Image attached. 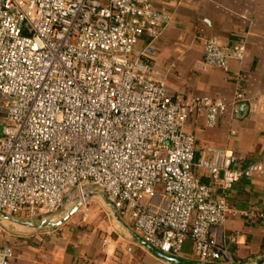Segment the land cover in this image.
<instances>
[{
  "label": "built area",
  "instance_id": "obj_1",
  "mask_svg": "<svg viewBox=\"0 0 264 264\" xmlns=\"http://www.w3.org/2000/svg\"><path fill=\"white\" fill-rule=\"evenodd\" d=\"M172 20L150 0H0V212L57 221L98 190L159 250L178 256L190 239L201 260L234 264L212 228L252 213L215 197L196 169L228 191L264 161L234 167L221 148L196 158L187 120L214 126L229 102L173 97L141 57L149 49L135 53ZM246 53L203 40L208 67L228 70ZM10 255L0 247V264Z\"/></svg>",
  "mask_w": 264,
  "mask_h": 264
},
{
  "label": "crops",
  "instance_id": "obj_2",
  "mask_svg": "<svg viewBox=\"0 0 264 264\" xmlns=\"http://www.w3.org/2000/svg\"><path fill=\"white\" fill-rule=\"evenodd\" d=\"M150 1L173 20L155 39L141 35L135 53L149 49L141 57L173 97L209 96L229 102L214 126L207 125L205 115L187 120L185 130L196 138V158L211 157L215 148H221L233 152L234 167L264 161V0ZM207 37H217L223 44H246L245 58L232 60L228 70L206 66ZM237 92L244 99L233 104ZM196 173L215 197L225 196L231 207L252 213L229 216L212 228L234 264H264V171L244 177L228 191L203 170ZM123 222L100 195L92 196L86 207L81 205L57 226L35 229L12 222L15 228L0 233V247L11 251L6 264H177L153 253L134 236L129 221ZM231 235H236L233 242ZM177 257L203 261L190 239Z\"/></svg>",
  "mask_w": 264,
  "mask_h": 264
},
{
  "label": "water",
  "instance_id": "obj_3",
  "mask_svg": "<svg viewBox=\"0 0 264 264\" xmlns=\"http://www.w3.org/2000/svg\"><path fill=\"white\" fill-rule=\"evenodd\" d=\"M100 195L105 202L112 208V211L115 215V217L124 224L123 220L121 219V217L119 216L115 206L108 200L107 196L105 195L104 192L102 191H98V190H92L89 193V197L92 196H97ZM82 205V201L78 200L77 203L71 208L70 212L64 216L63 218H61L58 221H55L51 218H46V219H41V220H32V219H21L19 217L16 216H12L10 214L4 213V212H0V216L4 219H7L11 222L17 223V224H21L24 226H28L31 228H35V229H43L47 226H57L59 224H61L64 220H66V218H68L69 216H71L72 214H74L79 207ZM134 236L142 243L144 244L148 249H150L153 253H155L157 256H159L160 258L166 260V261H171V262H175L177 264H206L203 261H185L177 256H173L171 254H167L161 250H159L156 246L152 245L151 243L145 241L139 234L133 232Z\"/></svg>",
  "mask_w": 264,
  "mask_h": 264
},
{
  "label": "rangeland",
  "instance_id": "obj_4",
  "mask_svg": "<svg viewBox=\"0 0 264 264\" xmlns=\"http://www.w3.org/2000/svg\"><path fill=\"white\" fill-rule=\"evenodd\" d=\"M14 226L15 225L12 222H10L9 220L4 219L0 216V229H1L0 233L4 232V231H2L3 229L15 228Z\"/></svg>",
  "mask_w": 264,
  "mask_h": 264
}]
</instances>
